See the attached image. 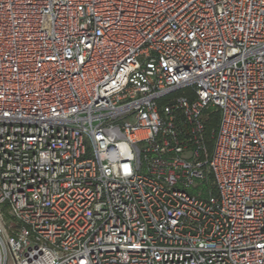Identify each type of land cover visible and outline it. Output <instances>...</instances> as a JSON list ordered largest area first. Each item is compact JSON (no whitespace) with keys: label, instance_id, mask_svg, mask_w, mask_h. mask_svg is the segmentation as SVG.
Wrapping results in <instances>:
<instances>
[{"label":"built area","instance_id":"obj_1","mask_svg":"<svg viewBox=\"0 0 264 264\" xmlns=\"http://www.w3.org/2000/svg\"><path fill=\"white\" fill-rule=\"evenodd\" d=\"M0 264H264V0H0Z\"/></svg>","mask_w":264,"mask_h":264},{"label":"trees","instance_id":"obj_2","mask_svg":"<svg viewBox=\"0 0 264 264\" xmlns=\"http://www.w3.org/2000/svg\"><path fill=\"white\" fill-rule=\"evenodd\" d=\"M217 123H218V115L216 113H211L210 116H209L208 121L205 124V126H206V134H207L208 138H209L210 133L212 132V130H214L216 128ZM210 144L211 143L209 142V147L211 146ZM207 190H208V192L211 195H213V196L216 195V191L214 189V186H213L212 182L208 183L206 191Z\"/></svg>","mask_w":264,"mask_h":264}]
</instances>
